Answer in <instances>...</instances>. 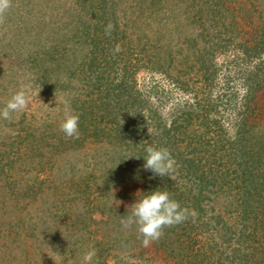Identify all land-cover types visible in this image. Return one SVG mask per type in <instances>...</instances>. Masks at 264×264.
Listing matches in <instances>:
<instances>
[{
	"label": "trees",
	"instance_id": "trees-1",
	"mask_svg": "<svg viewBox=\"0 0 264 264\" xmlns=\"http://www.w3.org/2000/svg\"><path fill=\"white\" fill-rule=\"evenodd\" d=\"M222 56L239 67L241 96L213 95ZM142 71L191 98L164 115L158 91L138 84ZM22 88L27 107L0 118V198L19 246L48 235L54 255L138 243L140 261L171 247L175 264H264V0H13L0 23V109ZM66 109L80 117L79 139L61 131ZM149 145L169 148L171 178L144 170ZM157 189L196 215L145 251L120 220ZM223 191L240 193L236 233L206 214ZM201 228L229 253L201 259Z\"/></svg>",
	"mask_w": 264,
	"mask_h": 264
},
{
	"label": "rangeland",
	"instance_id": "rangeland-1",
	"mask_svg": "<svg viewBox=\"0 0 264 264\" xmlns=\"http://www.w3.org/2000/svg\"><path fill=\"white\" fill-rule=\"evenodd\" d=\"M230 61L232 60L228 59L226 56H222L218 59V64L220 67V77L218 79L219 81L218 88H216L213 93L214 96H216L217 93L218 95L220 93V95L223 96L224 93L230 94L232 92L233 93L237 92V94L241 96L242 93L244 92L243 91L244 88L241 85L242 80L240 78L241 74L239 72L240 71L239 67L236 66L235 64L230 63ZM137 80H138L139 86L144 91L151 92V93H155L156 91H158L160 101H162L163 104L159 103L160 101H158V103L160 105H163L164 115L168 113L169 108L173 107L172 106L173 104L175 105V103L182 102L186 100L187 98H191V96L188 95L187 93H182L178 89H175L173 85H171L168 81H166L163 77L159 75H156V74L154 75V74L142 71L138 74ZM163 90L166 92L167 96L162 95ZM226 100L227 99L223 98L224 105L227 104ZM224 107L225 109L227 108V110L221 113L223 115L222 116L223 120L225 119L226 116L230 118L229 115H230L231 110L229 111L228 108L229 109L233 108L234 102L232 103L229 102V105L224 106ZM239 197H240V193L231 192V194H228L225 191H223L222 193H220L215 204H213L214 206L209 204V207L211 208L214 207L215 211H209L208 209L206 212L207 216L210 218V217H213L215 212H220L223 216V219L226 225L225 227L228 226V228H230L233 232L236 233L241 228V221L239 220L240 219L239 212L241 211V204L239 201L240 199ZM40 202L43 203V201H40ZM66 204L69 205L68 202ZM44 205L45 204L39 205V203H37L35 205H32L31 207L33 208V212L35 211L37 213V210L41 211V209L44 208L43 207ZM4 208L5 206L2 202V199L0 198V264H86V263L88 264H119L118 261L122 259L121 258L122 256L124 259L123 264H175L173 262L166 261L167 256H173L172 254L173 249L171 247L168 248V251L166 250V252L164 253L161 252L163 254V260L161 261L157 259L156 257L157 255L155 256L154 253H153L154 255L149 254V255L143 256L144 259L140 261L138 256L141 250H137L139 249V246H140L138 243L135 249H130V251L128 252H126L127 250L126 249L121 254H119V251H116L113 248H109L108 251H105L106 253L104 254V256H102V254L97 256V258L92 256L90 259H87V260L85 259L86 257L85 254L82 256V258H81V255L73 257L72 253L65 254L61 252L58 255L52 254L50 251V246L52 245V243L50 242L49 240L50 237L48 235L39 237L37 240H30L25 235L27 239V243L23 246L21 245L19 246V244H17V240L18 238H20V236L16 234L17 229L12 227L16 221L15 217L7 216L8 209L6 208L4 209ZM10 213H14V210L10 211ZM259 217L261 216L259 215ZM259 220L261 221V219ZM250 223L252 224L253 222H250ZM199 225L201 226V224ZM44 231H45V234L48 233V229H45ZM208 231L210 230L206 231V229H203V228H201V230L199 231L200 236L197 239L198 241L197 250L202 255L201 259H203V257H206V258L208 257L207 258L208 262L211 261L212 259V263H213V261H218V258H217L218 255H220L222 250L225 249L227 246L222 247L219 244H217L216 246L215 244L218 241V237L217 236L213 237ZM100 233L101 232H98V241L102 243L103 237L101 236L102 234L99 235ZM32 245H34V248L36 250V251L34 250L33 252L34 256L27 257L26 255H29V253L33 251V248L31 247ZM89 248H90L89 251L94 250L92 248V245H90ZM146 249H148V247L144 248L145 251ZM229 249L230 248L226 250L228 253H229ZM125 252L128 255H124ZM150 255L155 256V258L151 259ZM66 257L68 259L70 257V260L66 259ZM198 263L199 262H197L196 264Z\"/></svg>",
	"mask_w": 264,
	"mask_h": 264
},
{
	"label": "clouds",
	"instance_id": "clouds-1",
	"mask_svg": "<svg viewBox=\"0 0 264 264\" xmlns=\"http://www.w3.org/2000/svg\"><path fill=\"white\" fill-rule=\"evenodd\" d=\"M13 0H0V23H3L6 13L12 8ZM113 25L109 24L105 32L110 35ZM119 45L115 51H119ZM29 95L25 89L17 91L7 104L0 109V118L10 119L11 115L24 110L29 103ZM78 114L70 110H65L63 122L60 126L61 131L69 138L79 139ZM151 135V129L149 128ZM146 163L144 170H149L155 175L171 178L175 171L177 161L172 156L169 148L164 146L149 145L146 149ZM139 194V193H138ZM130 214L121 216L120 223L124 229H131L135 226L142 236L143 247H149L153 242L159 241L164 235V230L172 226L185 222L189 216L195 217L196 213L187 207H182L180 202L172 198L167 189H157L145 194L137 202L132 204ZM127 209V213H128ZM95 255L94 251L86 254L85 259H90Z\"/></svg>",
	"mask_w": 264,
	"mask_h": 264
}]
</instances>
